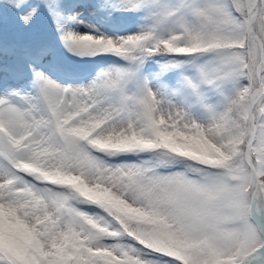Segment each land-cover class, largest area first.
<instances>
[{"label":"snow or ice","instance_id":"snow-or-ice-1","mask_svg":"<svg viewBox=\"0 0 264 264\" xmlns=\"http://www.w3.org/2000/svg\"><path fill=\"white\" fill-rule=\"evenodd\" d=\"M0 264H264V0H0Z\"/></svg>","mask_w":264,"mask_h":264},{"label":"trees","instance_id":"trees-1","mask_svg":"<svg viewBox=\"0 0 264 264\" xmlns=\"http://www.w3.org/2000/svg\"><path fill=\"white\" fill-rule=\"evenodd\" d=\"M10 22H11V14L7 13V17L5 18V26H7V24ZM39 22H41V24L43 23V21H39Z\"/></svg>","mask_w":264,"mask_h":264},{"label":"rangeland","instance_id":"rangeland-1","mask_svg":"<svg viewBox=\"0 0 264 264\" xmlns=\"http://www.w3.org/2000/svg\"><path fill=\"white\" fill-rule=\"evenodd\" d=\"M7 17V13H5V18ZM41 26V22H37V27H40ZM81 30H83V29H81ZM68 56H69V60H70V62H72V61H74L75 60V58H72L71 56H70V54H67Z\"/></svg>","mask_w":264,"mask_h":264}]
</instances>
